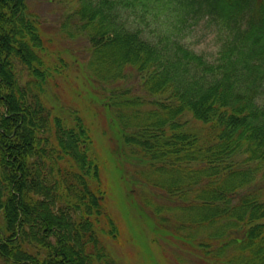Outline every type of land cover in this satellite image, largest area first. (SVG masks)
Wrapping results in <instances>:
<instances>
[{
    "label": "trees",
    "instance_id": "16d2710c",
    "mask_svg": "<svg viewBox=\"0 0 264 264\" xmlns=\"http://www.w3.org/2000/svg\"><path fill=\"white\" fill-rule=\"evenodd\" d=\"M58 1L119 150L167 201L154 229L206 264H264V0ZM40 27L0 0V264H117L90 128L47 103L65 65ZM200 27L212 54L186 41Z\"/></svg>",
    "mask_w": 264,
    "mask_h": 264
},
{
    "label": "rangeland",
    "instance_id": "374dc122",
    "mask_svg": "<svg viewBox=\"0 0 264 264\" xmlns=\"http://www.w3.org/2000/svg\"><path fill=\"white\" fill-rule=\"evenodd\" d=\"M26 3L28 11L41 21L42 36L51 38L54 55L61 56L65 65L64 72L51 81L52 94L48 95L47 103L77 108L90 128L106 189L105 203L119 228L116 239H106L111 256L117 264H206L191 252L192 246L155 230L160 228L155 205L167 201L159 188L145 183L138 172L141 165L135 159H125L119 150L118 124L96 98L100 89L96 90L87 77L89 44L83 38L68 37L59 28L63 15L71 10L68 3L58 0H26ZM203 32L204 28H197L186 41L192 48L212 54L216 50L212 34ZM114 84L122 83L114 81ZM181 119L187 121V126L195 124L190 114H184ZM143 199H150L153 205H147Z\"/></svg>",
    "mask_w": 264,
    "mask_h": 264
}]
</instances>
